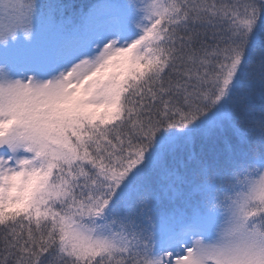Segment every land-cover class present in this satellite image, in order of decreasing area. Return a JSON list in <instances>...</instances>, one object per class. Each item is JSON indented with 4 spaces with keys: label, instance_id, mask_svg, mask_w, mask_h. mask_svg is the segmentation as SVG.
I'll list each match as a JSON object with an SVG mask.
<instances>
[{
    "label": "snow or ice",
    "instance_id": "1",
    "mask_svg": "<svg viewBox=\"0 0 264 264\" xmlns=\"http://www.w3.org/2000/svg\"><path fill=\"white\" fill-rule=\"evenodd\" d=\"M0 264H264V0H0Z\"/></svg>",
    "mask_w": 264,
    "mask_h": 264
},
{
    "label": "trees",
    "instance_id": "2",
    "mask_svg": "<svg viewBox=\"0 0 264 264\" xmlns=\"http://www.w3.org/2000/svg\"><path fill=\"white\" fill-rule=\"evenodd\" d=\"M70 2L77 3V4H83V3H91L93 0H70Z\"/></svg>",
    "mask_w": 264,
    "mask_h": 264
}]
</instances>
